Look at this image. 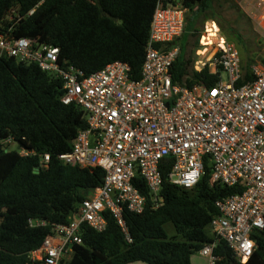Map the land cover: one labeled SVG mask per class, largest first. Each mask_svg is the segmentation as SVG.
<instances>
[{"label": "built area", "instance_id": "1", "mask_svg": "<svg viewBox=\"0 0 264 264\" xmlns=\"http://www.w3.org/2000/svg\"><path fill=\"white\" fill-rule=\"evenodd\" d=\"M240 2L264 33V0ZM185 16L180 0L157 5L138 80L130 77L127 64L118 61L84 76L59 65L56 47L0 35V57L35 64L60 79L61 102L76 104L86 113V128L59 160L104 172L102 183L91 190L70 222L51 226L42 245L29 254L31 264L67 263L73 247L82 244L81 226L103 232L105 213L127 235L125 211L139 215L163 205L159 165L165 158L173 160L167 175L170 184L193 189L208 165L211 185L240 191L215 202L218 215L211 223L215 241L197 254L214 264L212 252L218 241H225L240 263L252 256V234L264 231V58L244 71L238 49L222 34L214 31L210 42H202L210 34L207 30L200 39L206 54L196 70L208 66L218 74V82L192 88L174 84L172 67L180 55L176 42L184 32ZM49 160L43 154L41 167L46 168ZM137 178L142 183H136Z\"/></svg>", "mask_w": 264, "mask_h": 264}, {"label": "trees", "instance_id": "2", "mask_svg": "<svg viewBox=\"0 0 264 264\" xmlns=\"http://www.w3.org/2000/svg\"><path fill=\"white\" fill-rule=\"evenodd\" d=\"M169 2L0 0V35L56 47L59 65L84 76L118 61L127 64L130 77L138 80L154 11L159 3ZM180 2L187 12L200 14L208 11L212 0ZM189 65L190 61H175L174 84L192 88L218 82V74L208 66L189 71ZM62 87L60 79L35 64L0 57V264H31L29 254L42 245L51 226L69 223L91 190L102 183V170L66 166L58 158L70 151L86 128L81 107L61 102ZM7 140L16 143L18 151L5 150L2 143ZM43 154L50 158L46 168L41 167ZM172 164L165 158L159 165L161 207L146 208L139 215L125 211L127 235L108 213L103 232L82 225V244L73 247L65 264H191L194 254L215 241L211 230L218 215L215 202L240 191L211 185L208 165L193 189L170 184ZM135 182L142 183L139 178ZM140 189L146 195L144 185ZM169 225L173 236L167 232ZM252 238L255 249L245 263L225 241H218L212 252L214 264H264V231L254 232Z\"/></svg>", "mask_w": 264, "mask_h": 264}, {"label": "rangeland", "instance_id": "3", "mask_svg": "<svg viewBox=\"0 0 264 264\" xmlns=\"http://www.w3.org/2000/svg\"><path fill=\"white\" fill-rule=\"evenodd\" d=\"M242 5L240 0H212L206 13L197 14L195 11L186 13L184 32L176 45L181 48L178 58L182 61H190L189 71L196 70L197 66L203 63L200 57L203 58L206 51L200 47V39L209 29L212 33L217 31L222 34L238 49L244 71L250 64L264 58V33L258 31L242 9ZM195 50L200 52V57ZM221 77L223 81H226V75L223 72ZM2 144L5 150L18 151V146L11 140L4 141ZM167 232L169 236L175 234L170 225L167 227ZM193 257L198 255L195 254Z\"/></svg>", "mask_w": 264, "mask_h": 264}, {"label": "crops", "instance_id": "4", "mask_svg": "<svg viewBox=\"0 0 264 264\" xmlns=\"http://www.w3.org/2000/svg\"><path fill=\"white\" fill-rule=\"evenodd\" d=\"M186 13H187V11H186ZM185 19H186V16H185ZM181 49V48H180ZM199 50V49H198ZM198 50H195V52H197L198 53ZM180 52H181V50H180ZM201 56V54H200V52L198 53V56ZM199 56V57H200ZM202 58L200 57V60H201ZM197 254V253H196ZM195 255V254H194ZM198 255V257H191V264H210L209 263V261H208V259L207 258H204V257H202V256H200L199 254H197ZM131 264H145V263H142V262H136V263H131Z\"/></svg>", "mask_w": 264, "mask_h": 264}, {"label": "bare ground", "instance_id": "5", "mask_svg": "<svg viewBox=\"0 0 264 264\" xmlns=\"http://www.w3.org/2000/svg\"><path fill=\"white\" fill-rule=\"evenodd\" d=\"M209 29V28H208ZM209 31H210V34H209V36H207V37H205L204 39H203V43L205 42L206 44H207V42H210V39H211V37H213V33H212V30L211 29H209ZM204 49V48H203ZM206 51V50H205ZM206 54V53H205ZM205 56V55H204ZM203 56V57H204Z\"/></svg>", "mask_w": 264, "mask_h": 264}, {"label": "water", "instance_id": "6", "mask_svg": "<svg viewBox=\"0 0 264 264\" xmlns=\"http://www.w3.org/2000/svg\"><path fill=\"white\" fill-rule=\"evenodd\" d=\"M35 173H37V171H35Z\"/></svg>", "mask_w": 264, "mask_h": 264}]
</instances>
